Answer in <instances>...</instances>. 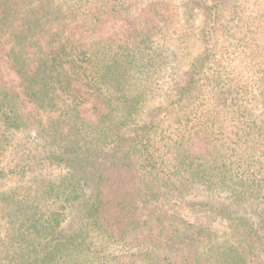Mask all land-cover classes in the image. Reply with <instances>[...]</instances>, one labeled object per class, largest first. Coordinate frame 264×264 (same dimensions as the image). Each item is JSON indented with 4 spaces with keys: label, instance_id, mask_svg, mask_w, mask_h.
Listing matches in <instances>:
<instances>
[{
    "label": "trees",
    "instance_id": "1",
    "mask_svg": "<svg viewBox=\"0 0 264 264\" xmlns=\"http://www.w3.org/2000/svg\"><path fill=\"white\" fill-rule=\"evenodd\" d=\"M187 2L0 0V264H264V0Z\"/></svg>",
    "mask_w": 264,
    "mask_h": 264
},
{
    "label": "rangeland",
    "instance_id": "2",
    "mask_svg": "<svg viewBox=\"0 0 264 264\" xmlns=\"http://www.w3.org/2000/svg\"><path fill=\"white\" fill-rule=\"evenodd\" d=\"M188 0H175L176 4L179 6L180 10H186L189 13L193 14V17L191 19L190 22H186V19L183 20L181 19L180 23L178 26H180L181 28L184 26H189L192 29L195 30H200L201 27H203V17H202V12L201 9L197 7V5L195 3H191V2H187ZM194 1V0H192ZM185 16V13H182V17ZM56 171H54L55 173Z\"/></svg>",
    "mask_w": 264,
    "mask_h": 264
}]
</instances>
